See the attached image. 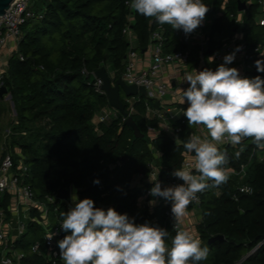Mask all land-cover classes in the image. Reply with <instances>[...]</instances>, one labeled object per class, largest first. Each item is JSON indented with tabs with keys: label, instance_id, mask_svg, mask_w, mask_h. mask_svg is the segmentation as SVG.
<instances>
[{
	"label": "trees",
	"instance_id": "obj_1",
	"mask_svg": "<svg viewBox=\"0 0 264 264\" xmlns=\"http://www.w3.org/2000/svg\"><path fill=\"white\" fill-rule=\"evenodd\" d=\"M243 1L248 5L243 13L244 22L239 26L232 17L239 13V0H206L212 10L209 16L214 17L210 46L224 43L226 38L218 36L225 30L231 29L232 38L241 27L248 62L253 66L248 77L264 78V72L258 71L255 63L262 58L255 48L264 45V25L258 21L264 11L260 0ZM34 9L35 16L21 26L19 53L24 59L19 53L10 56L4 85L12 94L18 121L12 123L8 149L15 152V146H19L25 154L37 196L53 194L60 187H76L80 198H93L95 206L101 207L100 203L113 206L134 217L137 223L150 221L175 235L176 230L164 213L166 207L160 204L153 212L142 211L139 198L144 187L132 184L135 175L148 173L152 161L160 167L161 180L177 178L172 173L183 167L187 152L183 145L197 133L198 124L189 125L184 115L185 122L177 137L164 132L159 120L147 114V103L153 106L159 103L143 95L132 115L151 138L150 142L134 139L122 114L110 122L98 125L93 122L98 112L111 106L107 95L94 86L95 73L106 67L113 80L122 76L129 49L125 28L132 25L140 47L145 48L152 32L161 24L133 9L130 0H41ZM163 26L169 47L184 49L186 45L179 42L178 30L167 23ZM192 46L190 67L197 66L193 60L198 56V48ZM2 112L1 104L0 117ZM150 126L159 130L153 137ZM220 149L228 154L226 167L240 169L244 164L246 174L228 175L227 182L219 185L209 181L210 186L201 193L202 218L197 230L202 246H208L210 251L208 258L199 264H264L262 149L251 137ZM96 178L100 183H94ZM243 184L251 185L253 193L240 192ZM7 202L6 196L1 205L6 206ZM66 211L67 207L61 205L58 215L64 218ZM38 227L31 224L21 240L25 252L22 264H50L46 257L29 249L41 237ZM219 234L224 238L208 242Z\"/></svg>",
	"mask_w": 264,
	"mask_h": 264
},
{
	"label": "clouds",
	"instance_id": "obj_2",
	"mask_svg": "<svg viewBox=\"0 0 264 264\" xmlns=\"http://www.w3.org/2000/svg\"><path fill=\"white\" fill-rule=\"evenodd\" d=\"M130 4L140 14L186 34L202 24L209 10L206 0H130ZM239 50L237 46L226 54L215 69H196L182 80L189 82L182 89V103L188 102L183 111L188 123L204 125L210 138L196 135L184 143L188 152H194L195 162L194 170L191 165L174 169L172 174L183 183L162 187L151 177L155 183L150 194L171 202L175 235L150 222L137 223L113 206H95L91 197L81 199L73 194L75 204L63 213L61 223L67 235L58 241L64 264H199L208 258V246H202L180 223L188 205L210 186L209 181L219 185L229 179L228 154L216 142L227 138L235 146L251 137L264 149V78L242 76L237 67L229 66ZM255 63L264 72V54ZM94 183H100L99 178Z\"/></svg>",
	"mask_w": 264,
	"mask_h": 264
},
{
	"label": "built area",
	"instance_id": "obj_3",
	"mask_svg": "<svg viewBox=\"0 0 264 264\" xmlns=\"http://www.w3.org/2000/svg\"><path fill=\"white\" fill-rule=\"evenodd\" d=\"M260 4L261 10L264 11V0H260ZM35 6V0H16L6 13L0 16V87L4 85V79L9 69V60L7 59L5 62L3 60V57L6 56L4 50L7 49L9 53L6 56L7 58L8 56L10 58L14 53H19V43L22 37L21 26L27 19L35 16ZM245 11L239 10L238 14H232L235 23L239 26L244 22L243 13ZM258 21L261 25H264V14L259 15ZM211 24L205 18L202 24L191 33L186 34L182 29H179V42L186 45L184 49H172L169 47L166 27L163 25H160L152 32L149 43L145 48L140 47L132 25L127 26L124 30L130 45L125 57V70L122 78L128 84L146 87L148 92L147 98L154 99L159 103V106L147 103L148 116L157 118L161 130L174 137H177V134L182 129L181 124L185 122V114L183 112L185 108L182 106L179 108L169 107L165 103V100L169 95L174 97L178 95L182 96V89L188 87L189 82L182 80L190 72V62L192 61L194 52L192 45L198 48L197 68L200 70L205 67L215 69L223 62L225 54L232 52L237 46H240V50L237 53L242 55L240 74L248 77V71L253 69V66L248 62L247 45L241 27L240 29H236L234 37L225 41L220 47L213 48L210 46ZM211 48L215 51L210 54L208 50ZM255 51L262 57L264 45H257ZM20 57L24 59L22 54H20ZM209 57H214L212 62H210ZM168 65L172 66L171 72L165 71ZM85 72L87 73V70ZM102 84L103 80L95 74L94 86L96 90L105 93V90L102 89ZM141 96L142 94L133 96L125 94L124 99L122 98L126 104L128 115L134 113L135 104L140 100ZM2 100L4 99L0 98V105L2 104ZM186 104L188 105L187 99ZM110 107L112 106H108L96 114L98 124L113 120V111ZM114 113L116 117L122 114L116 108H114ZM122 116L123 120L127 119V116L123 114ZM178 120H181V122ZM15 123H18V121L16 120ZM149 129L151 137L155 136L159 131L151 126ZM4 134L6 137H10L12 130L7 129ZM219 143L222 146L231 144L227 138ZM260 157L264 160V149H262ZM194 162L195 158L191 156V153L185 152L183 167L191 165L194 170ZM148 167L149 171L147 174H138L139 182H142L140 185L144 187L143 196L145 200H148L151 195V188H145V185H154L155 183V181L151 180V177H156L161 182L162 187L165 182L169 185L183 183L179 177L161 180L160 167L156 161L149 163ZM225 168L228 175L235 174L243 177L246 174V165L244 164L240 169L226 166ZM31 178V167L26 161L25 154L21 152V155L17 159L16 153L7 148V151L0 160V248L2 252H5L1 254L0 264H22L25 252H20L18 247L21 246V240L28 232L31 224L39 226L43 231L40 233L41 237L30 244V251L46 257L50 264H64V260L60 256L58 241L64 238L67 233L61 226L64 218L60 217L58 212L61 205H65L70 210L75 204V201L72 200V195L76 194L80 198L79 191L76 187H70V200L59 197L58 192L47 194L41 198L37 196ZM239 191L253 193L254 190L251 185L243 184L239 187ZM201 193L197 194V198L188 207L199 206L201 203ZM6 196L8 197L7 205L2 206L1 202H3ZM160 204L166 207L164 211L165 216L176 230L173 224L174 217L171 211V202L165 200ZM180 227L189 228L184 223V217L181 220Z\"/></svg>",
	"mask_w": 264,
	"mask_h": 264
},
{
	"label": "water",
	"instance_id": "obj_4",
	"mask_svg": "<svg viewBox=\"0 0 264 264\" xmlns=\"http://www.w3.org/2000/svg\"><path fill=\"white\" fill-rule=\"evenodd\" d=\"M16 0H0V16L4 15L6 11L10 8V6L15 2ZM209 8V6H208ZM247 8V2L243 0H239V10L243 11ZM212 10L209 9L206 13V16H209L211 14ZM130 45V42H128V46ZM214 49H209L208 53H213ZM96 76L100 77L103 80L102 89L105 90V93L108 97L109 103L112 107L118 109L121 111V113L124 116H127V119L125 120L126 125L131 128L133 131L134 139H142L147 142L151 141V138L142 130V128L139 126L138 122L134 118L133 115H128V112L126 110V104L122 99V93L126 94L127 96H133L142 94L143 96L147 97L148 92L145 86H138L136 84H128L122 76L117 78L116 80H113L110 74L108 73L106 67H102L99 70L96 71ZM7 94V96H5ZM9 98L12 99V94L9 92V89L6 85H3L0 87V98ZM13 106H15L14 101L12 100ZM232 144H229L228 146H231ZM126 158H123V161ZM58 196L61 198H66L70 200V188H64L60 187L58 189ZM100 206L103 208H108V205H104L100 203ZM118 207H121L120 205ZM150 222V221H147ZM224 238V235L219 234L216 236H212L209 238V243L221 240Z\"/></svg>",
	"mask_w": 264,
	"mask_h": 264
},
{
	"label": "crops",
	"instance_id": "obj_5",
	"mask_svg": "<svg viewBox=\"0 0 264 264\" xmlns=\"http://www.w3.org/2000/svg\"><path fill=\"white\" fill-rule=\"evenodd\" d=\"M36 4H37V2H36ZM264 14V12H262L260 15H263ZM207 20L210 22V23H213V20L212 19H210L209 20V17H207ZM211 26H212V24H211ZM218 39H223L222 37H220V35L218 36ZM230 39V37L229 38H226V40L225 41H227V40H229ZM224 40V39H223ZM224 41V42H225ZM221 46V45H220ZM219 46V47H220ZM215 48H217V47H215ZM228 54V53H227ZM226 55V54H225ZM3 59H4V62L5 61H7V59L9 60V56H8V58L6 57V56H4L3 57ZM194 61V63L196 62L197 63V60H193ZM210 62H212V60H210ZM241 62H242V55L241 54H239V53H236V57H235V59L231 62V64L229 65V66H235V67H237L238 69H239V71H241ZM191 63H192V61L190 62V65H191ZM198 64V63H197ZM198 67V65L197 66H194V67H190V72H194L196 69L197 70H200L199 68H197ZM165 71L166 72H171L172 71V66L171 65H168L166 68H165ZM4 99V98H3ZM182 100H183V97L181 96V95H178L177 97H174V96H172V95H169L167 98H166V100H165V103L169 106V107H173V108H179V107H184V105H187L186 104V99H185V102L184 103H182ZM15 107V106H14ZM185 108V107H184ZM15 111H16V109H14ZM115 117H116V115H115ZM115 117H113V118H115ZM98 117L97 116H95L94 117V119H93V122L96 124V125H98ZM196 135H198V136H200L201 138H210L209 137V133H208V130H207V128L204 126V125H202V126H199V124H198V130H197V133L194 135V136H196ZM219 148H221V147H223L221 144L218 146ZM191 156L192 157H194L195 158V154H194V152H192L191 153ZM140 180H139V177H138V174L137 175H135V177H134V180H133V184H132V186L133 187H141V183L142 182H139ZM165 186H169V184L167 183V182H165L164 183V186L163 187H165ZM144 193V192H143ZM143 193H142V195H143ZM141 195V196H142ZM140 199V198H139ZM166 199H164L163 197H159V196H156L155 198H153V199H148V200H144V205H143V207L140 205V208H141V210L142 211H144V210H150L151 212H153L155 209H156V207L157 206H159L160 205V203H162V202H164ZM151 201H155L154 203H152ZM140 204V203H139ZM202 218V212H201V209H200V207L199 206H190V207H188L187 208V210H186V215L184 216V223L187 225V227H189L188 228V230H190V231H192V229H193V225H195V226H197V223H199L198 221H197V218ZM201 218H200V220H201ZM198 231V230H197ZM193 232V231H192ZM200 239V238H199ZM201 240V239H200Z\"/></svg>",
	"mask_w": 264,
	"mask_h": 264
},
{
	"label": "rangeland",
	"instance_id": "obj_6",
	"mask_svg": "<svg viewBox=\"0 0 264 264\" xmlns=\"http://www.w3.org/2000/svg\"><path fill=\"white\" fill-rule=\"evenodd\" d=\"M36 2H40L41 0H35ZM209 17V20L210 19H214L213 16H208ZM226 23L229 24V21L226 20ZM231 34V29H228V30H225L222 35H220V37L222 38H227L229 37ZM6 56L9 54L7 49L4 50ZM4 60V59H3ZM122 97L124 98L125 97V94L122 93ZM2 107H3V112L1 114V117H0V129H1V133H0V160L1 158L3 157V155L5 154V152L7 151V148H8V145H7V142H8V139L9 137H6L5 136V130L7 129H11L12 128V123L15 122L17 120V113L16 111L14 110L15 107L13 106L12 104V99H5L2 100ZM110 109L113 111L112 113V117H115V113H114V108L113 107H110ZM218 144V146L220 145L219 142H216ZM15 153H16V157L18 159L19 155H21V149L19 148V146H15ZM144 196H140V199H139V203L140 205L143 207L144 205ZM201 218V217H200ZM200 218L198 217L197 218V221L199 220L200 221ZM198 221V222H199ZM39 233H42V229L40 227L37 228ZM193 233L198 237H199V233L197 231V226L193 225V229H192ZM31 236L32 235H29L28 236V239H31ZM18 250L20 252H24V249L22 246H19L18 247ZM2 253H5V252H2V249L0 248V257H1V254Z\"/></svg>",
	"mask_w": 264,
	"mask_h": 264
}]
</instances>
